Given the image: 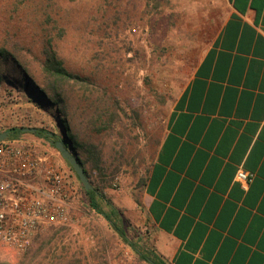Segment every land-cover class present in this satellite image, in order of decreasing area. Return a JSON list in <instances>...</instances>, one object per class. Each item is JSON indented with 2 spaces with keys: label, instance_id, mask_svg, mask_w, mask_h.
<instances>
[{
  "label": "rangeland",
  "instance_id": "rangeland-1",
  "mask_svg": "<svg viewBox=\"0 0 264 264\" xmlns=\"http://www.w3.org/2000/svg\"><path fill=\"white\" fill-rule=\"evenodd\" d=\"M225 10V0H0V46L34 78L49 38L65 68L86 80L67 100L70 131L92 186L124 219L126 238L88 207L54 146L24 133L68 171L80 194L67 223L38 233L25 252L0 247V264H150L143 186L169 109ZM0 74V132L21 126L62 136L53 109L35 107L19 84L9 85L19 74L9 67Z\"/></svg>",
  "mask_w": 264,
  "mask_h": 264
},
{
  "label": "crops",
  "instance_id": "crops-1",
  "mask_svg": "<svg viewBox=\"0 0 264 264\" xmlns=\"http://www.w3.org/2000/svg\"><path fill=\"white\" fill-rule=\"evenodd\" d=\"M225 3L143 186L149 247L163 264H264V0ZM238 169L254 175L248 185Z\"/></svg>",
  "mask_w": 264,
  "mask_h": 264
},
{
  "label": "built area",
  "instance_id": "built-area-1",
  "mask_svg": "<svg viewBox=\"0 0 264 264\" xmlns=\"http://www.w3.org/2000/svg\"><path fill=\"white\" fill-rule=\"evenodd\" d=\"M41 147L35 139L0 142V247L27 251L38 233L68 222L80 194L68 171ZM253 176L238 169L235 179L246 186Z\"/></svg>",
  "mask_w": 264,
  "mask_h": 264
},
{
  "label": "trees",
  "instance_id": "trees-1",
  "mask_svg": "<svg viewBox=\"0 0 264 264\" xmlns=\"http://www.w3.org/2000/svg\"><path fill=\"white\" fill-rule=\"evenodd\" d=\"M40 55L42 57L40 80L34 78L29 73L27 66L21 64L16 58L14 52L10 51L6 46H0V67H9L12 71L19 74L17 79H9L8 83L11 86L14 82L15 84H19L20 88L17 85L15 89L18 88L17 91L25 96L26 102L47 112L53 109L56 113L57 122L61 129L62 136L56 135L45 129L37 128L33 135L48 143L63 139L66 147L77 157L80 165L84 169V164L77 153V147H79L80 144L78 143L75 134H72L70 131L67 100L69 99L70 93L74 90H81L83 85H86V80L65 68L63 61L58 57L57 52L51 43V39H43ZM3 76L4 75L0 74V79H2ZM23 129L24 127L21 126L8 129V137L6 140L21 138V135L24 134ZM90 183L92 185L91 181ZM93 188L92 191H85L82 187L84 196H86L88 201V207L104 217L115 232L126 241L124 229L120 227V223H125L124 219L112 206L111 202L106 199L102 191L98 188ZM136 252L140 257H143L140 251ZM146 260L150 264H163L152 253L146 258Z\"/></svg>",
  "mask_w": 264,
  "mask_h": 264
},
{
  "label": "water",
  "instance_id": "water-1",
  "mask_svg": "<svg viewBox=\"0 0 264 264\" xmlns=\"http://www.w3.org/2000/svg\"><path fill=\"white\" fill-rule=\"evenodd\" d=\"M36 131L35 128H24V133H34ZM8 137V132L3 131L0 132V142L6 140ZM54 148L57 150V152L61 155L62 159L68 163L74 174L77 176L80 184L84 188L85 191H92L94 188L91 185L87 175L85 174V171L83 167L80 165L78 159L76 156H74L71 151L66 147L64 140L60 139L55 142L51 143Z\"/></svg>",
  "mask_w": 264,
  "mask_h": 264
}]
</instances>
